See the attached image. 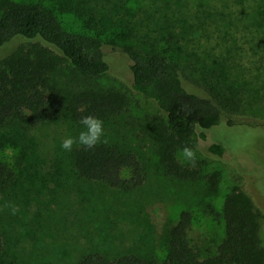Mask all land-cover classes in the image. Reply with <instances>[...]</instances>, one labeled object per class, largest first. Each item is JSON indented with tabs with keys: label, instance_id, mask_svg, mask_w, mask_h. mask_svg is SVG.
Here are the masks:
<instances>
[{
	"label": "trees",
	"instance_id": "obj_1",
	"mask_svg": "<svg viewBox=\"0 0 264 264\" xmlns=\"http://www.w3.org/2000/svg\"><path fill=\"white\" fill-rule=\"evenodd\" d=\"M14 41L19 44L0 59V129H29L22 150L35 171L28 181L50 166L126 193L145 185L142 156L132 148L107 139L91 150L74 145L66 155L61 143L40 139L41 130L64 112L80 124L82 116L108 122L129 110L124 92L89 89L72 95L55 80L65 67L89 81L107 77L106 46L129 57L131 90L163 114L157 155L173 180L206 179L201 169L180 161L183 147L198 148L206 132L222 124L252 126L256 123L237 118L264 109V99L258 103L264 98V0H0V47ZM188 73L206 95L186 88ZM209 151L222 157L225 147L214 143ZM47 156L54 157L53 165ZM15 180L1 161L0 189H10ZM209 180L217 190V175ZM221 217L225 235L212 256L201 257L191 245L193 214L185 210L170 230L165 261L90 253L79 264H264L259 212L249 192L236 187L228 193ZM6 248L0 232V264H19Z\"/></svg>",
	"mask_w": 264,
	"mask_h": 264
},
{
	"label": "rangeland",
	"instance_id": "obj_2",
	"mask_svg": "<svg viewBox=\"0 0 264 264\" xmlns=\"http://www.w3.org/2000/svg\"><path fill=\"white\" fill-rule=\"evenodd\" d=\"M68 20L72 27L80 28L75 21ZM17 44L19 41L0 47V59L7 57ZM106 54L111 67L107 77L89 81L65 67L55 80L72 95L97 89L121 91L129 96V110L121 117L104 122L102 139H111V143L141 154L147 177L145 185L126 193L72 172L62 175L57 170L50 171V166L42 168L41 173L33 175V181H28L35 171L24 159L22 150L29 140V129L22 131L20 125L5 126L0 129V162L8 164L16 173L13 187L0 189V232L9 256L19 264H79L90 253L111 258L136 254L163 262L170 230L185 210L193 214L191 245L201 257L212 256L225 235L221 217L225 198L236 187L249 192L254 200L264 247V189L258 187L264 183V109L255 108L254 112H245L237 118L248 124L256 123L252 126L222 124L208 130L206 140L192 149L194 165L179 157L182 163L201 169L205 180H173L161 169L157 155L163 114L153 101L131 90L129 57L112 46H106ZM188 76L189 79L183 78L186 88L206 95L193 76L189 73ZM256 86L261 84L258 82ZM263 99H258V103H263ZM81 130L82 125L64 112L41 130L40 139L46 137L62 143L65 137H76ZM214 143L225 147L222 157L210 153L209 147ZM60 156L65 161L69 157L58 155L57 158ZM45 158L54 164L53 156ZM211 175H217V190L212 188ZM124 177L130 174L124 173ZM9 202L18 209L15 215L11 208L4 207Z\"/></svg>",
	"mask_w": 264,
	"mask_h": 264
},
{
	"label": "clouds",
	"instance_id": "obj_3",
	"mask_svg": "<svg viewBox=\"0 0 264 264\" xmlns=\"http://www.w3.org/2000/svg\"><path fill=\"white\" fill-rule=\"evenodd\" d=\"M79 123L82 125V130L79 132L78 136L65 137L61 143V148L66 152H71L73 146L83 147L85 150L94 149L101 143L106 144L107 139H102L105 136L104 122L98 117L87 115L80 118ZM178 157H183L187 162L195 164V152L185 146L178 153ZM258 187L264 189V183L258 185ZM5 208H11L12 214L15 215L18 209L15 205L6 203Z\"/></svg>",
	"mask_w": 264,
	"mask_h": 264
}]
</instances>
